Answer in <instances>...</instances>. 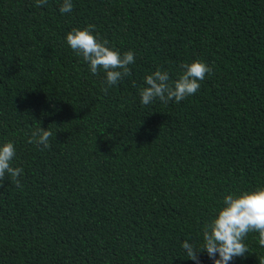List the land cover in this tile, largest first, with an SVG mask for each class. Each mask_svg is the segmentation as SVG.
<instances>
[{"label": "trees", "instance_id": "1", "mask_svg": "<svg viewBox=\"0 0 264 264\" xmlns=\"http://www.w3.org/2000/svg\"><path fill=\"white\" fill-rule=\"evenodd\" d=\"M0 0V264H196L223 197L264 187V0ZM92 24L131 75L107 87L65 34ZM200 59L192 96L143 105L144 77ZM50 148L28 143L37 127ZM258 232L230 264H264ZM199 264H213L204 251Z\"/></svg>", "mask_w": 264, "mask_h": 264}, {"label": "clouds", "instance_id": "2", "mask_svg": "<svg viewBox=\"0 0 264 264\" xmlns=\"http://www.w3.org/2000/svg\"><path fill=\"white\" fill-rule=\"evenodd\" d=\"M48 0H35L36 6L47 4ZM73 10L72 0H63L59 8L61 13ZM68 46L77 56L87 62L89 70L96 75L102 69L105 73L107 87L102 91L107 93L108 87L131 75L130 65L135 61L134 53L129 50L123 53L110 46L109 41L95 33L92 24L84 28H73L65 34ZM182 71L175 80L169 73L160 69L144 77L145 86L139 91L143 105H151L154 100L163 104L170 101L179 103L186 97L192 96L200 89V82L213 72V69L200 59H194L182 64ZM54 132L48 128L37 127L31 132L28 143L50 148V138ZM16 156L13 142L7 141L0 145V183L6 178L17 187H23L20 176L23 169L12 164ZM250 232H258L259 243L264 247V187L253 191H243L239 194H228L223 197V207L204 224L202 229V250L187 241L182 243L186 257L199 264L198 252L204 251L213 264H230L236 257L248 253L247 245L243 242Z\"/></svg>", "mask_w": 264, "mask_h": 264}]
</instances>
